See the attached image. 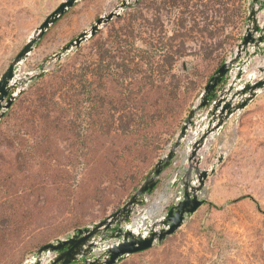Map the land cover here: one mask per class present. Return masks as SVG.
Listing matches in <instances>:
<instances>
[{"label": "rangeland", "instance_id": "rangeland-1", "mask_svg": "<svg viewBox=\"0 0 264 264\" xmlns=\"http://www.w3.org/2000/svg\"><path fill=\"white\" fill-rule=\"evenodd\" d=\"M64 1L0 0V78L35 30ZM123 1L80 0L17 69V80L21 81L18 89L24 92L15 101L13 110L10 108L12 120L3 118L0 123V219H13L9 223L13 226L7 227L9 244L0 250V264L18 259L28 247L45 243L67 225L80 223L77 229L93 226L129 201L157 162L171 150L189 112L199 103L211 79L237 55L253 3V0H139L120 18L104 26L97 39L84 42L81 48L44 67L46 75L57 73L64 80L62 91L52 98L56 112L50 115L51 106L45 101L32 102L28 94L40 81L27 80L42 69L46 60ZM256 9L258 23L264 27V0H260ZM102 48L109 52L105 63L113 73H119L125 85L147 84V91L154 86L175 85L182 89L181 96L190 101L176 128L160 130L163 133L155 135L159 149L151 154L152 160L147 159L145 151L138 156V161H154L141 169L138 178L136 167L123 170L117 162L122 161L119 154L127 153L119 152L121 141L117 138L123 134L121 125L127 113L122 107L124 102L118 107L94 102L95 113L102 116L92 119L90 125L72 102L83 90L84 81L79 76L84 63L91 69L87 74L89 81H98L96 66ZM253 51L249 48L247 53ZM240 60L244 74L237 89L248 81L256 83L264 79V72L260 71L264 68V53L250 62L242 53ZM117 65L125 68L119 69ZM237 73L234 67L220 89L231 84ZM151 83H155L153 87ZM157 91L154 90L156 95ZM87 107L91 108L88 103ZM143 113L142 108L130 110L137 123ZM206 113L207 109L197 113L195 125L172 164L160 176L155 190L145 196L133 219L143 222L136 225L142 228L149 221L163 219L182 197L183 179L190 166L194 168L191 180L196 183L195 167L209 171L218 157L224 155L223 163L208 177L200 193L205 204L162 244L142 252V256H129L119 264H264V90L245 110L234 115L214 139H208L212 146L200 151L201 163L190 164L189 143ZM22 119L25 121L21 123ZM20 124L23 127L17 133ZM88 166L91 167L84 169ZM76 183L81 186L78 190ZM61 185V191L56 192ZM8 191L23 197L4 195ZM17 226L20 228L15 231ZM77 229L58 239L70 237ZM35 254H26L24 262Z\"/></svg>", "mask_w": 264, "mask_h": 264}, {"label": "water", "instance_id": "water-1", "mask_svg": "<svg viewBox=\"0 0 264 264\" xmlns=\"http://www.w3.org/2000/svg\"><path fill=\"white\" fill-rule=\"evenodd\" d=\"M80 0H65L61 5L47 17L44 23L35 30L22 51L16 56L10 67L0 78V123L7 111L15 101L23 94L19 90L20 80H17V69L28 59L36 46L42 41L46 33L58 23ZM139 0L132 3V0L123 1L113 12L100 17L93 26L79 35L69 45L42 65V69L27 82L38 80L46 75L44 67L52 62L61 60L66 54L75 49L81 48L82 44L94 38L101 32L102 28L118 19L122 13L136 6ZM260 0H253L249 8L248 28L244 35L236 56L225 63L211 79L201 95L199 103L193 107L183 125L178 138L164 158L157 162L154 169L143 182L136 193L129 201L113 215L105 220L89 226L80 228L68 238L56 239L52 243L43 246L35 256L24 262V264H119L127 257L152 249L156 244H162L167 238L176 234L184 223L192 217L204 204L205 200L200 198L206 181L210 175L216 172L218 165L224 161V155L217 159L209 171H200L195 167L197 182L191 180L192 170L183 179L181 188L182 197L173 205L167 215L145 227H132L131 221L136 214L137 208L144 201L145 196L151 194L158 185L163 172L170 167L178 148L187 137L189 130L195 125V118L198 112L207 109L206 117L197 125L194 132L195 137L189 143L191 153H188L189 162L199 165L202 157L199 155L208 142L219 134L226 123L236 114L245 110L264 90V79L254 83L246 82L242 87H236L241 82L244 74L243 62L240 60L244 53L249 62L256 56L264 53V27L260 26L257 19V4ZM249 48L254 49L253 53H247ZM248 64V62L246 63ZM237 67L238 73L232 83L221 88L228 74ZM264 72V68H260ZM208 152V150H207ZM206 152V154H207ZM100 251L101 255L95 253Z\"/></svg>", "mask_w": 264, "mask_h": 264}, {"label": "trees", "instance_id": "trees-1", "mask_svg": "<svg viewBox=\"0 0 264 264\" xmlns=\"http://www.w3.org/2000/svg\"><path fill=\"white\" fill-rule=\"evenodd\" d=\"M98 37L99 36H95L94 40ZM108 54L109 52L107 50H104V48L101 49V58L96 66L97 73H99L98 81L95 83H91L89 81L87 74L91 71V69L90 66L87 65V63H84L83 68L80 70L79 76L84 81L83 90L79 94L75 95L77 100H72V102L74 103V107L77 106L81 109L80 114L85 118L84 120L88 123V125H90V123H92L94 119L98 120L102 116V113L100 112L95 113V107L93 105L94 102H98L100 106L112 105L114 107H118V104L120 102H124V105L122 107L126 108L125 110H127V113L124 117L125 121L122 122L121 125V127L123 128V134L118 135L117 138L121 141V145L118 147L119 152L127 151L128 154H119V159H121L122 161L117 162L123 170H128L132 167H136L138 171L136 176L138 178V175L141 173V169H143L145 166H151L154 163V161H138V156L145 151L147 159L150 160L151 154L159 149V145L157 144L158 142L155 141V135H157V132L163 133L162 131H164L165 129H168L169 131L172 128H176L180 122L182 110L187 107L190 101L189 98H184L185 96H181L183 93V91H181L182 89H179L178 86L176 87L175 85L173 87H153L155 83H151V86L154 89H151L150 91L146 90L148 88V86H146L147 84L141 85L137 82H134L125 85V83H122L120 81L121 77L119 73H113L111 71V66L105 63L104 59L106 56H108ZM117 67L119 69H123V67L125 68V66L122 65H117ZM38 80L40 81L38 83V87H33L34 89L32 88L30 91L31 93L28 95L34 103L43 101H45V103H49L51 106L49 107L51 111L49 114L52 115V112H56L52 98L58 92L62 91V85L64 84L63 77L60 74L56 73L52 75H45ZM155 89L158 90V95L154 93ZM112 93L115 94L113 95ZM112 95L114 96L113 99ZM74 97L70 98V100ZM73 103H71V105H73ZM87 103L91 108L87 107ZM132 108H142V110L144 111L142 116L139 117L138 123L136 119L131 117L132 113L130 114V110ZM11 109L4 116V121L10 122L12 120L13 113L11 112ZM107 114L108 111L106 110L105 115ZM20 121L22 123L25 120L22 119ZM21 127H23L22 124H20L18 128H16L17 133L22 130ZM80 129V127L76 129L77 134L80 133ZM159 139L161 140V137ZM141 143H143V145H141ZM132 158L135 161H130ZM112 165L114 167L115 164ZM90 167L91 166H88L84 169H88ZM74 186H76L77 190L78 188H81L80 184L78 183H76V185ZM33 187H35V183L33 184ZM61 189L62 185L57 187L56 192H60ZM4 195L16 196L17 198L23 197V195L19 193L10 194L9 191L8 194ZM11 221H13V219L11 218L10 220L0 219V224L7 223L4 224L3 228L0 227V250L9 244V231L7 227L13 226L9 225ZM66 222V220H63V223ZM80 226V223H76L72 226L67 225L63 230L53 233L45 243H40L37 246L31 245L26 250H24L21 257L15 260L13 259L10 261H6V263L4 264H22L25 260L26 254L36 253L43 246L51 243L64 234H68L69 232L77 229ZM19 228L20 227L17 226L15 228V231H18ZM143 254L144 253L134 254L132 258L142 256Z\"/></svg>", "mask_w": 264, "mask_h": 264}, {"label": "built area", "instance_id": "built-area-1", "mask_svg": "<svg viewBox=\"0 0 264 264\" xmlns=\"http://www.w3.org/2000/svg\"><path fill=\"white\" fill-rule=\"evenodd\" d=\"M180 199H181V197L179 198V200H180ZM179 200H178V201H179ZM136 222H137V221H136ZM136 222L134 221V219H132V221H131V225H132V227H134V228L137 227V226H136ZM144 222H145V221H144ZM143 228H145V227H143Z\"/></svg>", "mask_w": 264, "mask_h": 264}, {"label": "crops", "instance_id": "crops-1", "mask_svg": "<svg viewBox=\"0 0 264 264\" xmlns=\"http://www.w3.org/2000/svg\"><path fill=\"white\" fill-rule=\"evenodd\" d=\"M208 143L210 144H207L206 148H210L212 146V143L210 141H208ZM32 257L28 258V259H31Z\"/></svg>", "mask_w": 264, "mask_h": 264}, {"label": "bare ground", "instance_id": "bare-ground-1", "mask_svg": "<svg viewBox=\"0 0 264 264\" xmlns=\"http://www.w3.org/2000/svg\"><path fill=\"white\" fill-rule=\"evenodd\" d=\"M141 224H143V222L137 221V223H136L137 226L141 225Z\"/></svg>", "mask_w": 264, "mask_h": 264}]
</instances>
